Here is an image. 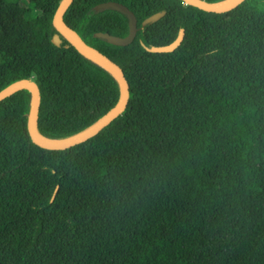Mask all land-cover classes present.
<instances>
[{"label":"trees","instance_id":"trees-1","mask_svg":"<svg viewBox=\"0 0 264 264\" xmlns=\"http://www.w3.org/2000/svg\"><path fill=\"white\" fill-rule=\"evenodd\" d=\"M116 1L136 17L98 3ZM221 2L224 0H204ZM60 0H0V90L40 92L37 129L62 139L112 108L119 86L57 33ZM163 11L144 26V18ZM67 26L123 71L128 101L66 149L34 144L31 94L0 100V264H264V0L225 12L183 0H72ZM170 52L146 48L168 44Z\"/></svg>","mask_w":264,"mask_h":264},{"label":"water","instance_id":"water-1","mask_svg":"<svg viewBox=\"0 0 264 264\" xmlns=\"http://www.w3.org/2000/svg\"><path fill=\"white\" fill-rule=\"evenodd\" d=\"M72 0H60L54 14L52 17V25L56 29L57 33H54L51 37V42L58 46L60 45L61 35L69 44H71L79 53L92 60L96 64L100 65L104 69L108 70L118 82L119 86V96L115 105L110 108L107 112L101 115L96 121L82 129L81 131L72 134L68 137L62 139H49L39 134L37 129V118H38V108L40 103V92L35 81L30 79H20L14 81L0 90V100L13 94L16 91L27 89L31 94L30 106L27 112V132L32 140V142L40 147L47 149H66L86 139L92 137L98 133L103 127L110 123L114 118L119 116L123 111L126 103L128 101V84L124 77L123 71L120 66L108 58L106 55L101 53L99 50L93 46L87 44L82 40V38L69 26L65 24L62 19V14L66 7L70 4ZM186 4H190L204 11L210 12H225L234 7H236L243 0H224L221 2H207L204 0H183ZM94 10L100 9H116L127 16L128 19V32L124 36H117L110 34L108 32H95L93 35L105 39L108 43L125 46L131 43L137 32L136 17L133 12L126 7L124 4L116 1H106L96 4ZM163 11L156 12L146 18L141 22L144 26L148 23L154 22L162 17ZM183 30H180L176 38L168 44L150 46L146 48L151 52H170L173 51L181 42L183 38Z\"/></svg>","mask_w":264,"mask_h":264}]
</instances>
